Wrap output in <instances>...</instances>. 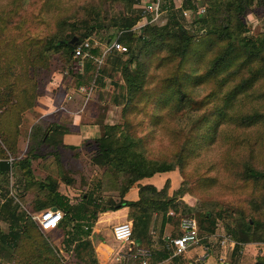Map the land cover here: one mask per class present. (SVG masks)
Here are the masks:
<instances>
[{"label": "trees", "instance_id": "trees-1", "mask_svg": "<svg viewBox=\"0 0 264 264\" xmlns=\"http://www.w3.org/2000/svg\"><path fill=\"white\" fill-rule=\"evenodd\" d=\"M32 1L12 0L10 9L0 15V194L1 190L8 186L10 169L13 167L8 160L17 152L22 115L35 107L38 98L34 75L31 76L28 71L30 68L36 72L48 70L49 62L54 56L61 58L66 75L69 74L73 79L71 93L76 95L77 99L85 100L86 97L80 94V87L91 86L94 91V85L98 83L99 88H102L103 67L107 64L108 69L119 72L123 79L121 89L125 92V108L128 107L125 113L131 109L130 106L137 108L143 100L145 104L154 101L158 107L163 100L160 94H165L168 89L170 96L167 101H171L173 106L180 108L187 104L201 114L193 120L189 129L190 136L187 134L182 148L173 156L176 163L149 161L141 151L143 141L135 137V127L128 123L127 129L125 124L105 126L100 138L85 141V144L95 146L110 159L107 170L120 182L119 201L110 200L108 205L98 192L102 180L99 184L92 185V192L83 194L79 202L73 204L57 190L56 181L48 178L38 181L33 178L34 154L14 163L16 176L20 178L19 183L22 182L20 197L31 203L32 213H41L53 208L60 212L61 221L53 231L60 232L63 236L62 250L53 247L30 216L20 212L18 205L9 209L8 202H5L1 209L9 224L6 231L0 227V260L7 264H64L61 257L64 252L72 253L79 264H99L91 240L93 227L100 214L123 208H128L127 218L132 227L133 246L150 245L153 215L160 216L161 251L157 257L161 261L170 259L172 251L165 249V240L167 237L175 238L179 234L161 236L163 227L171 223L169 211L178 212L176 200L188 193L189 189H179L173 196H169V180L165 181L162 189L138 183L157 174L163 175L175 169L181 171L185 155L199 147L198 139L212 144L218 134L228 128L230 134L227 135V142L231 153L225 155V161L228 159L231 162L227 167H224V164L218 165V174H225V179L230 178L229 173L239 174L237 181H233L234 191L238 189L236 194L238 193L242 200L235 204L237 207H233L230 202L221 201L230 207L224 210L230 216V222L224 221L218 212H213L215 207L221 208L219 202L208 200H203L204 210L197 219H193L198 224L199 233L204 232L207 236L214 234L218 221H224L226 234L235 242L231 250L232 255L238 254L247 244L264 243V28L255 37L245 36L243 33L246 30L242 23V18L251 13L254 6L261 8L264 13V0H215L207 13L204 6H200L204 7L203 13H200L199 7L193 5L197 0H183L180 8H175L171 0H164L162 10L168 13L165 25H145L137 32L133 29L140 22L141 16L128 14L134 0H106L125 3L127 15L112 20L106 11L101 16L95 9L83 10L81 6L72 10L70 15L62 16L54 22L50 21L46 25L45 34L37 31L43 17L32 16V20L24 17ZM41 1L49 5L51 0ZM78 11L84 12V19L80 22L84 34L80 33L77 24L69 25L68 20L77 17L75 15ZM185 11L197 14L199 20L197 19L194 25L202 24L206 27L205 29L203 26L205 33L202 37L194 34L191 36L180 24ZM223 11L234 12L238 18V27L235 28L238 31H234L227 20L217 24L216 15L219 14L220 17ZM20 14L23 15L22 22L17 24L15 16L21 19ZM106 21H109V25L104 24ZM241 25L243 29L239 27ZM12 31H17V34L13 35ZM8 32H11L10 37L7 36ZM74 38L89 43V47L84 49L87 57L83 60L73 59L74 48L70 42ZM113 42L122 45L126 51H111L106 55L104 63L98 65L105 47ZM138 50L139 52H136ZM142 52L147 55L146 59L152 58L155 53L166 52L169 57L177 60V70L174 76L167 80L170 88L148 91L146 86L149 82L146 68L144 63L142 64ZM207 55L209 65L206 71L194 74V65L204 62ZM75 63L82 65V73L75 72ZM190 82L194 86L208 84L213 88L210 94L201 100H191L185 89ZM189 99L191 101L188 104L186 101ZM141 108L144 109V106ZM126 120L129 122L127 118ZM203 129L204 132L200 136ZM66 132L67 126L56 122L39 121V124L32 127L35 146H46L56 151L60 148L79 150V147L62 144L59 138ZM246 149L248 150L244 155ZM243 157L245 160L241 163ZM218 174L210 179L203 178L198 181V192L204 195L205 186L218 189L221 185ZM135 185L138 189L137 200H125L126 194ZM240 188L244 189L239 190ZM32 189L37 192L31 194ZM245 189L248 190L246 197L242 196ZM42 193H45L43 197ZM232 197L236 198L235 195ZM242 204L256 209L253 214L258 215V218L251 214L248 219L240 206ZM184 208L187 209L186 206ZM180 256L172 259L178 261ZM256 264H264V260H257Z\"/></svg>", "mask_w": 264, "mask_h": 264}, {"label": "rangeland", "instance_id": "rangeland-1", "mask_svg": "<svg viewBox=\"0 0 264 264\" xmlns=\"http://www.w3.org/2000/svg\"><path fill=\"white\" fill-rule=\"evenodd\" d=\"M148 1L150 0H134V4L128 14L141 16L139 8ZM11 2L12 0H0V15H4L6 10L10 9ZM182 2L183 0H171V3H173L175 8H180ZM214 3L215 0H197L193 5L199 7L200 12L203 11V8L205 7L207 13V11L211 10L213 7L212 4ZM81 6H83V10L89 8L94 11L95 9V11L101 16L104 15V12L106 11L109 19L112 20L119 18L121 15H127L126 6L123 2L113 3L106 0H51L49 5H45V2H42L41 0H33L29 11H25L26 14L24 17L31 20L34 19L32 16L43 17L42 24L37 31L41 34H45L46 25L50 23V21L53 20L52 22H54L62 16L70 15L73 12L72 10H76ZM200 6L204 7L201 8ZM254 7L251 9V13H247L244 18L240 17L243 20L242 23L246 30L243 33L245 36L255 37L259 35L264 28L263 10ZM218 15H216L215 19L217 24L227 20V22L231 23V28L234 31H238V29H235L238 27V18L235 17L233 11L232 13L223 11L220 17H218ZM75 16L77 17L68 20L69 25L73 23L77 24L80 28V33L84 34L85 31L82 29V25H80L81 20L84 19V12L78 11ZM22 17L23 15L20 19V17L15 16V20H17V22H15L17 24L22 22ZM167 18L168 13L164 12L157 25L159 27L164 26ZM197 19L199 20L196 13H191L187 17L183 15V20L180 19V24L191 36L194 34L195 36L199 35L202 37L205 33L206 27L203 25L205 27L204 29L202 24L197 26L194 25V22H196ZM92 22L93 20L89 23L92 24ZM104 24L109 25V21H106ZM20 27L21 25H19V28ZM239 27L241 29L244 28L242 25ZM10 33L11 32H8V37H10ZM12 33L13 35H16L17 31H12ZM155 48L156 47H154V52H156ZM136 52H139V50ZM141 56L143 58L142 64L144 63L143 65L147 72L149 83L146 87L149 89L148 91L158 88H170V83L167 80L174 76L178 66L177 60L169 57L166 52L155 53V55L149 59H146L147 55L144 52H142ZM208 57V55L205 57L206 62L204 61L200 64L194 65V74H201L206 71L207 65H209V62H207ZM191 65H193V63H191ZM103 68V86L102 88H99L100 84L96 83L94 85V91L92 90L91 93L92 95L94 94V103L97 111L96 113L98 114L97 121H100L101 123L102 135L105 126H123L125 124V129H127L128 126L126 123H128L135 127V137L140 138L143 141L141 151L149 161H167V163L173 161L176 163L177 161L173 156L182 148L183 143L187 138V134L190 136L189 129L191 123L194 119L198 118L201 112H196L193 107L191 108L187 104L180 108L175 105L173 106L171 101H167L170 96V90L167 89L165 94L164 92L160 94L163 100L158 107L154 104V101L145 104L143 100L142 103H139L137 108L130 106L131 109L127 110V113H125V109L128 107L125 108V101L123 99L125 92L121 89L124 84L123 79L119 72L113 71L111 68L108 69L109 67L107 64H105ZM64 69L62 60L58 56L51 58L48 70H39L36 72L33 71L32 68L29 69L28 73L31 76L32 74L34 75V80L37 85V101L44 96V92L48 89L49 83L53 84L56 90L72 91L73 79L69 77V74L66 75ZM188 84L189 85L185 86V89L188 91L191 100L193 99L196 101H199L210 94V91L213 88V86L208 84L200 86H194L191 82ZM61 85L63 87H61ZM191 100L189 99V101L186 102L189 104ZM142 106H144V109L141 108ZM26 114L27 112L22 115V124L16 145L17 152L14 155H11L8 160L9 164L11 166L13 165L10 169L8 186L5 190H1L0 194V227L2 230L6 231L9 224L6 221L5 213L1 209V206L5 202H8L9 209L14 205H18L20 212H24L27 216H30V218L33 215L31 211V203H27L26 198H23L22 196L20 197V192H18L22 189L20 186L22 182H20L21 184L19 183L20 178H17L16 176L17 173L14 164L29 157L30 154L35 155L32 160L33 178L38 181H44L46 178L56 181L57 190L71 203L74 204L79 202L80 197L91 191L90 189L92 185L99 184L101 180V189H99L98 192L101 198L106 201L105 203L108 205V201L110 200H113L114 202L119 201V191L121 190L120 182L110 173L109 170H107L110 159H107V157L98 149L94 150L93 147L84 148L82 150L60 148L56 151L47 148L46 146H35L36 140H33L32 127L39 124V121H47V118H43L42 120L33 123L32 120L26 118ZM126 118L129 122H127ZM221 129L223 128L221 127ZM203 132L204 129L199 135L202 136ZM228 134H230L229 128L224 130L223 133L220 132L212 144H207L198 139L199 147L185 155V162L181 169L182 173L179 169H175L170 173H165L163 175L157 174L154 178L142 181L144 184L157 186L156 181L165 176L163 179L166 178L164 180H169L170 182L168 189L169 196H173L179 189H189L188 193H185L181 198L176 200L178 212H174L173 210L169 211V216L172 217V220L170 224L168 223L163 227L161 236L165 237L179 234L181 220L186 217L197 219V216L202 213V210H204L203 208L205 205L202 203L203 200L219 202L223 209L215 207V211L213 210V212H218V214L222 215L224 221L230 222V218H228L230 216L224 212V210H228L230 207L224 205L221 201L227 203L230 202L233 207H237L235 204H237L238 201H241L242 198L237 195L238 193L236 194V190L238 189L234 191L233 181H237L238 177H240L239 174L229 173V179H225V174L223 173L218 174V165L224 164V167H227L231 162V160L228 159L225 161V155L231 153L229 148L230 145L227 142ZM32 147L34 148L33 150L30 149ZM247 150L248 149L244 151V155ZM236 159L239 160L238 158H235V160ZM244 160L245 158L240 160L241 163ZM217 174L220 181L219 183L221 184L218 189L205 186L203 189L204 195L198 192V181H201L203 178L210 179ZM163 185L164 181L159 189H162ZM242 189L244 188H240L239 190ZM10 190H12V193ZM30 191H32L31 194L37 192L33 189ZM132 192L130 193L129 198H132ZM43 195H45V193H42V197ZM232 195H235L236 198L234 199ZM243 195L246 197L248 195V190L245 189L242 196ZM183 204L188 210L184 208ZM240 206L244 209L243 212L248 219L251 214L256 219L258 218V215L253 214V211H257L256 209L243 204ZM120 215H122V213H120ZM224 221L217 222L214 234L211 236H207L204 232H201V241L197 246H193L185 254L178 257V261H175L174 259L161 261L159 260V257H157L158 252L161 251V241H159L160 216L158 214H154L152 218L150 245L141 244L139 247L134 245L132 246L133 251L129 252V247L127 245L117 244L113 240L110 226L109 230L101 231L98 236L107 242L116 252H119V254L110 259L102 256H100L101 259H99L96 252L95 254L97 260L101 262V264H141L140 258L135 255L136 248L150 251L151 257L147 264H220L228 262H234L236 264H256L257 260H264V243L261 242L247 244L243 246V249L238 254L235 255H232V249L227 247V243L222 247L220 242L223 237L227 235L224 228ZM120 222L125 221L121 220ZM43 235L55 249L62 250L61 242L63 236L60 232L50 231ZM61 254L64 264H79L78 261L73 258L72 253L62 252ZM0 264L7 263L0 260Z\"/></svg>", "mask_w": 264, "mask_h": 264}, {"label": "crops", "instance_id": "crops-1", "mask_svg": "<svg viewBox=\"0 0 264 264\" xmlns=\"http://www.w3.org/2000/svg\"><path fill=\"white\" fill-rule=\"evenodd\" d=\"M74 69L75 72L82 73V65H77V63H75ZM61 87L63 86L61 85ZM71 92L65 90H56L54 85L49 83L48 89L44 92V96L36 102L38 104H36L32 110L27 111L26 118L32 120L33 123L38 122L43 118H47L48 122H56L65 125L68 128V132L59 138L63 145L79 147L81 150L84 148L93 147L94 150H97L95 146L85 144V141L98 139L102 135V129L100 125L101 123L100 121H97L98 114L96 113L97 111L94 103V94H90L89 97H87L86 93L79 91L80 94H84L86 96L84 100V98L77 99L76 95H72ZM163 177L156 181L157 186L155 187L157 189L161 187L163 181L165 183L164 179L166 178L163 179ZM142 181H140L138 184L146 185L142 183ZM10 191L12 193V190ZM131 192L132 198H129ZM137 192V185H135L126 194L125 200L136 201ZM120 213H122V215H120ZM127 216L128 208H123L115 212H106L100 214L93 227L91 237L92 245L94 246L96 243L104 241L98 236L101 231L107 229L109 230L110 226V229H112V226L119 223L121 220L127 221ZM98 258L101 259L100 256ZM98 263L101 264L99 261Z\"/></svg>", "mask_w": 264, "mask_h": 264}, {"label": "built area", "instance_id": "built-area-1", "mask_svg": "<svg viewBox=\"0 0 264 264\" xmlns=\"http://www.w3.org/2000/svg\"><path fill=\"white\" fill-rule=\"evenodd\" d=\"M164 0H150L145 2V4L140 7L141 11V20L133 29L134 32L141 30L145 25H154L158 24L161 20V17L164 13L162 10V5ZM175 7V6H174ZM201 11L200 13H202ZM191 13L185 11L183 15L187 17ZM194 14V13H192ZM89 47L88 42H80L78 46L74 48L73 51V58L74 59H85L87 54L84 52V49ZM111 51H116L119 53H123L126 49L117 42H113L109 46H106L103 51L102 58L97 62L98 65L103 64V60L105 59L106 55ZM79 91L86 93L87 97L92 92V87H81ZM32 221L37 225L39 230L42 233L50 232L55 230L58 227L59 222L61 221V214L60 212L56 211L53 212L52 210H48L45 212H41L39 214H33L31 216ZM180 233L175 238H166L165 242V249L172 251L171 258L180 256L185 254L190 248L193 246H197V244L201 241L200 233L198 229V224L195 219L193 218H184L181 220L180 226ZM112 238L117 244L127 245L129 247V252H132V227L131 223L128 221L120 222L112 226L111 229ZM221 246L223 247L224 244L227 243V247L229 249H233L235 242L231 240L228 235H225L220 242ZM136 247H139L138 245ZM225 248V247H224ZM94 251L97 254V257L102 256L106 257L107 259L115 257L119 254L116 252L110 245L106 242L101 241L96 243L93 246ZM135 255H137L140 260L141 264H147L148 260L151 256L149 250H145L142 248H136Z\"/></svg>", "mask_w": 264, "mask_h": 264}, {"label": "water", "instance_id": "water-1", "mask_svg": "<svg viewBox=\"0 0 264 264\" xmlns=\"http://www.w3.org/2000/svg\"><path fill=\"white\" fill-rule=\"evenodd\" d=\"M80 43L79 40H77L76 38L72 39L70 42V45L75 48L76 46H78ZM53 212H56L57 210L55 208L52 209Z\"/></svg>", "mask_w": 264, "mask_h": 264}]
</instances>
